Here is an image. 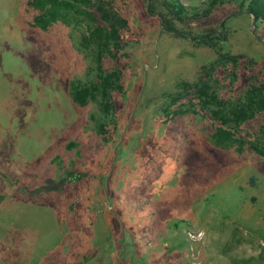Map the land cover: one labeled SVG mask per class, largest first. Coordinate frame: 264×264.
I'll use <instances>...</instances> for the list:
<instances>
[{
	"label": "rangeland",
	"instance_id": "obj_1",
	"mask_svg": "<svg viewBox=\"0 0 264 264\" xmlns=\"http://www.w3.org/2000/svg\"><path fill=\"white\" fill-rule=\"evenodd\" d=\"M111 1L127 31L103 113L69 97L94 78L85 18L40 30L0 0V264H264V109L221 148L206 115L163 111L216 58L243 57L217 70L219 101L264 84V20L234 0Z\"/></svg>",
	"mask_w": 264,
	"mask_h": 264
},
{
	"label": "trees",
	"instance_id": "obj_2",
	"mask_svg": "<svg viewBox=\"0 0 264 264\" xmlns=\"http://www.w3.org/2000/svg\"><path fill=\"white\" fill-rule=\"evenodd\" d=\"M233 1V0H232ZM239 8L245 7L253 21L264 20V0H234ZM214 1L209 3L212 7ZM26 6L31 11L27 25L32 28L46 30L50 24L61 17L63 11H74L87 21L85 33L80 39V47L89 49L94 63V78L86 85L71 83L69 97L71 102L82 107L88 100L99 98V106L103 113L108 111L114 94L121 93V72L112 64L117 53L123 48L122 35L127 31V22L119 16L112 7L111 0H26ZM150 6V5H149ZM175 15L182 11L178 4L173 5ZM161 26L168 31L172 27L159 16ZM207 47V41H201ZM243 57L225 56L216 58L207 66H202L193 83H179L176 91L170 95L172 106L164 109L165 114L181 115L183 113H202L212 124L210 140L215 147L221 148L233 142L241 125L252 119L256 112L264 109V84L255 82L245 91L243 101H219L211 88L219 83L217 70L224 65L236 68ZM249 62V61H248ZM250 63V62H249ZM186 100V102H183ZM183 108V109H182ZM251 181V179H250ZM252 183V182H251Z\"/></svg>",
	"mask_w": 264,
	"mask_h": 264
},
{
	"label": "crops",
	"instance_id": "obj_3",
	"mask_svg": "<svg viewBox=\"0 0 264 264\" xmlns=\"http://www.w3.org/2000/svg\"><path fill=\"white\" fill-rule=\"evenodd\" d=\"M8 188H4V184H1L0 196L8 195Z\"/></svg>",
	"mask_w": 264,
	"mask_h": 264
},
{
	"label": "built area",
	"instance_id": "obj_4",
	"mask_svg": "<svg viewBox=\"0 0 264 264\" xmlns=\"http://www.w3.org/2000/svg\"><path fill=\"white\" fill-rule=\"evenodd\" d=\"M192 237V236H191ZM193 238V237H192Z\"/></svg>",
	"mask_w": 264,
	"mask_h": 264
}]
</instances>
